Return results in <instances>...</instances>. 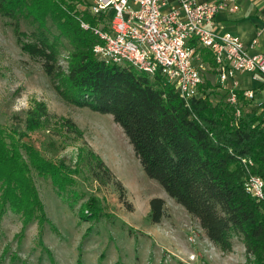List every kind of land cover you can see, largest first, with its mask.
Returning <instances> with one entry per match:
<instances>
[{
    "label": "trees",
    "instance_id": "trees-1",
    "mask_svg": "<svg viewBox=\"0 0 264 264\" xmlns=\"http://www.w3.org/2000/svg\"><path fill=\"white\" fill-rule=\"evenodd\" d=\"M78 1L0 0V15L11 19L17 43L24 52L41 59L66 101L113 116L146 174L199 220L214 244L229 252L233 238L239 236L247 253L255 256L254 264H264V201H257L244 187L250 173L264 179V128L259 118L252 114L237 118L223 94L215 103L198 97L185 100L159 72L151 76L131 65L100 60L94 52L100 39L93 28L104 16L92 14L89 6V11L73 13ZM23 21L32 25L28 32L22 29ZM82 22L90 27L84 28ZM63 49L69 52L67 66L60 62ZM203 53L213 63L209 50L203 49ZM26 115L27 130H37L50 112L39 103ZM4 131L0 127V221L12 210L22 214L24 229L38 219L41 235L46 223L55 230L39 198L34 169L50 177L60 194L75 179L65 164L58 166L22 139L26 132H14L8 142ZM95 158L109 177L114 175L98 155ZM242 158H251L254 166H246ZM99 174L97 179L103 182ZM117 183L125 193L122 182ZM90 205H84L82 217L99 218L98 206ZM165 213V200L153 197L152 222H161Z\"/></svg>",
    "mask_w": 264,
    "mask_h": 264
},
{
    "label": "rangeland",
    "instance_id": "rangeland-1",
    "mask_svg": "<svg viewBox=\"0 0 264 264\" xmlns=\"http://www.w3.org/2000/svg\"><path fill=\"white\" fill-rule=\"evenodd\" d=\"M89 2H75L73 13L89 11ZM31 28L23 21V30L28 32ZM68 57L69 52L63 49L60 62L65 66ZM216 82V74L206 64L198 98L212 103L223 99ZM253 82L247 79L243 84L252 86ZM209 84L211 87H207ZM24 98L29 107L14 110L18 100ZM39 103L46 105L50 115L39 129L27 130V111ZM0 127L6 130L8 142H12L14 132H26L22 139L58 166L65 164L75 179L60 194L50 177L34 169L39 198L56 229L46 223L41 235L38 219L24 229L22 214L8 210L0 221V264H254L255 256L247 253L241 237L233 238L232 251H222L207 236L199 220L146 174L123 128L111 114L66 101L41 59L22 50L11 19L2 15ZM22 153L27 158L23 150ZM94 154L105 162L113 176L97 166ZM98 172L103 182L97 179ZM117 180L124 185L125 193ZM1 194L2 190L0 200ZM153 197L166 202V213L159 223L150 217ZM88 203L98 206L99 218L82 217Z\"/></svg>",
    "mask_w": 264,
    "mask_h": 264
},
{
    "label": "built area",
    "instance_id": "built-area-1",
    "mask_svg": "<svg viewBox=\"0 0 264 264\" xmlns=\"http://www.w3.org/2000/svg\"><path fill=\"white\" fill-rule=\"evenodd\" d=\"M89 8L92 14L104 16L93 28L100 39L94 46L100 60L131 65L151 76L159 72L185 100L198 97L208 64L235 116L252 114L264 128V98L257 95L264 92V52L249 51L264 34V12L257 36L247 45L215 21L220 11L239 9L234 0H90ZM82 26L90 27L85 22ZM203 49L209 50L213 63L204 59ZM239 74L252 81L261 78L262 83L244 88ZM242 162L254 166L251 158ZM244 187L257 201H264L260 175L248 174Z\"/></svg>",
    "mask_w": 264,
    "mask_h": 264
},
{
    "label": "crops",
    "instance_id": "crops-1",
    "mask_svg": "<svg viewBox=\"0 0 264 264\" xmlns=\"http://www.w3.org/2000/svg\"><path fill=\"white\" fill-rule=\"evenodd\" d=\"M199 1H218V0H199ZM239 4L237 11L224 9L220 11L216 17V24L224 25L226 30H229L239 36L247 45H250L252 40L257 36V32L261 27V17L264 12V0H234ZM250 53L258 54L264 52V34L259 36L258 44L249 48ZM244 88L258 87L262 83L259 78L253 85L245 86L243 83L249 77L247 75L239 77ZM251 82V80H249ZM258 97L264 98V92H259Z\"/></svg>",
    "mask_w": 264,
    "mask_h": 264
},
{
    "label": "clouds",
    "instance_id": "clouds-1",
    "mask_svg": "<svg viewBox=\"0 0 264 264\" xmlns=\"http://www.w3.org/2000/svg\"><path fill=\"white\" fill-rule=\"evenodd\" d=\"M21 107H23V108L29 107L26 98L18 100L17 105L14 106V110L19 111Z\"/></svg>",
    "mask_w": 264,
    "mask_h": 264
}]
</instances>
